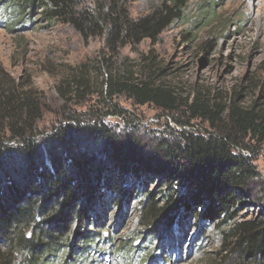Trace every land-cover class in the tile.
I'll list each match as a JSON object with an SVG mask.
<instances>
[{
	"label": "trees",
	"instance_id": "obj_1",
	"mask_svg": "<svg viewBox=\"0 0 264 264\" xmlns=\"http://www.w3.org/2000/svg\"><path fill=\"white\" fill-rule=\"evenodd\" d=\"M79 1L0 0V9L9 13L12 24L41 14L48 24H71L84 39L105 34L114 51L143 39L155 42L173 21L184 18L188 2L163 0L147 15L132 19L126 0H92L89 7ZM222 1L202 0L194 27L209 23ZM108 82L111 94L127 92L136 104L152 103L168 112L178 108L177 97L166 87L148 81ZM219 108L194 99L188 105L191 118L208 120L216 132L183 129L174 131L172 139L158 137L150 154L153 164L141 152L140 138L96 122L73 118L38 139L39 105L28 96L0 97V264H85L99 233L79 231L73 244L68 233L80 228L106 197L119 203L125 194L143 197L140 225L156 223L157 232L190 217L220 228L225 244L213 264H264L260 174L253 159L239 150L247 148L237 136L215 124L223 112ZM252 115L251 110L231 108L232 127L264 138V116ZM176 121L190 126L189 121ZM256 190L262 198L253 195ZM250 205L261 209L244 218L240 211ZM120 251L127 255L132 248L122 244Z\"/></svg>",
	"mask_w": 264,
	"mask_h": 264
},
{
	"label": "rangeland",
	"instance_id": "obj_2",
	"mask_svg": "<svg viewBox=\"0 0 264 264\" xmlns=\"http://www.w3.org/2000/svg\"><path fill=\"white\" fill-rule=\"evenodd\" d=\"M162 1L126 0L124 5L128 15L137 19ZM201 1L188 0L184 18L173 21L155 42L143 39L114 51L107 47L105 34L84 39L71 24H48L41 14L12 24L9 13L0 9V97L9 93L28 96L39 105L38 139L73 118L85 124L96 122L140 138L141 152L153 164L156 159L150 154L158 137L172 139L174 131L183 129L216 132L208 120L191 118L188 105L196 98L217 104L223 112L215 124L237 136L247 148L239 150L253 159L264 189V138L232 127L229 117L231 108L236 107L242 112L253 111V117L264 116V0H223L209 23L194 27ZM79 2L80 6H92V0ZM109 79L132 84L148 81L152 86L166 87L177 97L178 108L168 112L152 103L136 104L127 92L111 94ZM176 120L189 121L190 126ZM93 143L88 145L93 147ZM153 187L154 182L149 183L148 190ZM138 195L125 194L119 203L106 197L80 228L68 233L70 244L77 243L79 231L99 233L100 241L85 264L218 261L215 258L225 244L220 228L190 217L181 224L163 225L157 232L156 223L140 225L143 197ZM259 209L250 205L240 214L252 218ZM122 244L130 246L132 252H121Z\"/></svg>",
	"mask_w": 264,
	"mask_h": 264
},
{
	"label": "bare ground",
	"instance_id": "obj_3",
	"mask_svg": "<svg viewBox=\"0 0 264 264\" xmlns=\"http://www.w3.org/2000/svg\"><path fill=\"white\" fill-rule=\"evenodd\" d=\"M263 14H264V11H263ZM261 31H263V32H264V30H261Z\"/></svg>",
	"mask_w": 264,
	"mask_h": 264
}]
</instances>
